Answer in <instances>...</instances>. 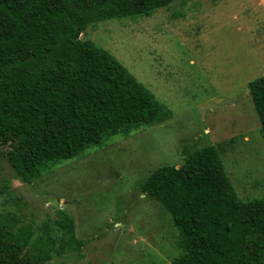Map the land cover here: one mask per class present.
Returning <instances> with one entry per match:
<instances>
[{"label": "rangeland", "instance_id": "obj_1", "mask_svg": "<svg viewBox=\"0 0 264 264\" xmlns=\"http://www.w3.org/2000/svg\"><path fill=\"white\" fill-rule=\"evenodd\" d=\"M71 17L80 40L112 55L156 101L133 94L130 116L149 122L158 103L163 120L105 138L30 184L15 170L32 149L16 157L14 140L0 142V232L23 254L53 249L42 264H174L185 253L180 231L140 189L157 168L211 146L241 202L264 197V136L247 88L264 75V0H84ZM59 211L80 251L64 246Z\"/></svg>", "mask_w": 264, "mask_h": 264}, {"label": "trees", "instance_id": "obj_2", "mask_svg": "<svg viewBox=\"0 0 264 264\" xmlns=\"http://www.w3.org/2000/svg\"><path fill=\"white\" fill-rule=\"evenodd\" d=\"M83 2L0 0V142L14 140L16 157L32 149L16 160L21 183L164 116L158 103L149 122L130 116L133 94L156 101L112 55L80 40L71 12ZM247 88L264 136V75ZM23 110L27 118L15 117ZM140 189L162 204L180 231L185 253L174 264L264 263V197L238 199L216 148L184 154L179 168H157ZM56 214L64 246L80 251L85 243L75 237L72 220ZM52 252L23 254L16 239L0 232V264H42Z\"/></svg>", "mask_w": 264, "mask_h": 264}]
</instances>
